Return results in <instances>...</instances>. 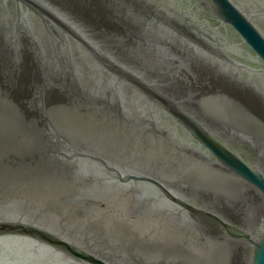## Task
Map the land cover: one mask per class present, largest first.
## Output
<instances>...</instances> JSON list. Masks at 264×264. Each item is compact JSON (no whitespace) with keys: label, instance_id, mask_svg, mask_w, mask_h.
<instances>
[{"label":"water","instance_id":"1","mask_svg":"<svg viewBox=\"0 0 264 264\" xmlns=\"http://www.w3.org/2000/svg\"><path fill=\"white\" fill-rule=\"evenodd\" d=\"M263 144L264 0H0V264H264Z\"/></svg>","mask_w":264,"mask_h":264},{"label":"flooded vegetation","instance_id":"2","mask_svg":"<svg viewBox=\"0 0 264 264\" xmlns=\"http://www.w3.org/2000/svg\"><path fill=\"white\" fill-rule=\"evenodd\" d=\"M264 145V144H263ZM262 147H264V146H262ZM150 225H151V223H150Z\"/></svg>","mask_w":264,"mask_h":264}]
</instances>
